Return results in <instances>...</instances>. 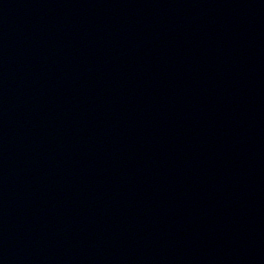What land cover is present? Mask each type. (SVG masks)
I'll return each mask as SVG.
<instances>
[{"label": "water", "instance_id": "95a60500", "mask_svg": "<svg viewBox=\"0 0 264 264\" xmlns=\"http://www.w3.org/2000/svg\"><path fill=\"white\" fill-rule=\"evenodd\" d=\"M0 264H77L31 157L1 117Z\"/></svg>", "mask_w": 264, "mask_h": 264}]
</instances>
